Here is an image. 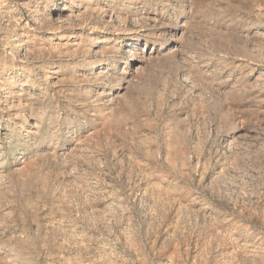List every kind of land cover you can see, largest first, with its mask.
I'll use <instances>...</instances> for the list:
<instances>
[{"label":"rangeland","instance_id":"374dc122","mask_svg":"<svg viewBox=\"0 0 264 264\" xmlns=\"http://www.w3.org/2000/svg\"><path fill=\"white\" fill-rule=\"evenodd\" d=\"M0 264H264V0H0Z\"/></svg>","mask_w":264,"mask_h":264}]
</instances>
